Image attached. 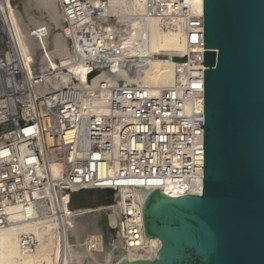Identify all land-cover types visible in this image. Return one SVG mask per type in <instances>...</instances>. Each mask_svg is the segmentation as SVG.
Returning <instances> with one entry per match:
<instances>
[{"label": "built area", "instance_id": "built-area-1", "mask_svg": "<svg viewBox=\"0 0 264 264\" xmlns=\"http://www.w3.org/2000/svg\"><path fill=\"white\" fill-rule=\"evenodd\" d=\"M142 3L138 19L119 22L110 0H58L69 59L45 70L34 61L33 71L0 8V232L15 208L44 212L68 190L69 207L79 193L112 191L114 203L100 205L109 208L122 189L203 187L204 8L193 0ZM148 18L180 27L190 48L173 84L157 91L122 61L130 25ZM113 64L117 77L127 69L139 84H95ZM117 219L125 251L146 254L142 201H123Z\"/></svg>", "mask_w": 264, "mask_h": 264}, {"label": "water", "instance_id": "water-1", "mask_svg": "<svg viewBox=\"0 0 264 264\" xmlns=\"http://www.w3.org/2000/svg\"><path fill=\"white\" fill-rule=\"evenodd\" d=\"M203 8L202 193L136 188L145 238L161 247L153 259L117 264H264V0Z\"/></svg>", "mask_w": 264, "mask_h": 264}, {"label": "bare ground", "instance_id": "bare-ground-1", "mask_svg": "<svg viewBox=\"0 0 264 264\" xmlns=\"http://www.w3.org/2000/svg\"><path fill=\"white\" fill-rule=\"evenodd\" d=\"M142 1L110 0V12L119 22L138 19L137 17L143 14ZM37 2L42 8L48 9L53 14L55 23L60 26L58 0H37ZM193 4L202 9L203 0H193ZM0 8L17 40L19 49L24 52L27 48L21 39L20 30L15 24L14 12L11 10L9 0L0 1ZM130 26L132 33L121 43L124 48L122 61L128 63L131 70L142 73L139 83L143 87L151 91L170 87L175 79L176 68L182 64L172 61V58H185L190 53L182 30L180 27L158 18H148L143 23L134 21ZM37 27L42 30L44 25L37 23ZM57 45L64 46V51L59 55L61 60L69 59L70 51L66 41L59 38ZM45 61L47 63L42 65L43 70L53 66L50 65L52 64L51 58L50 60L45 59ZM23 62L30 71H33L32 67L28 66L24 55ZM116 68L117 65L113 64L112 68L103 73L101 78L94 83L108 82L110 85L116 86L139 84L135 80L132 81L127 69L120 77H117L114 74ZM200 109L203 110V104L200 105ZM202 190V185L196 187L194 184H190L188 192L172 184H167L161 189L170 197H180L187 193L200 195ZM67 194L71 195V190H68ZM128 198L141 200V195L134 190L122 189L116 195L114 206L109 208L99 206L95 210L85 208L72 212L65 197L59 204L49 205V209H45L44 212L26 211L21 207L15 208L10 220L11 225L0 232V264H82L85 258L94 264H117L124 258L137 261L155 257L154 254L161 247V242L158 239H146V254L124 249V244L117 232V218L123 201ZM88 219H95V222L87 224ZM93 226L97 227L96 236H90L83 249L77 248L73 244L70 234H74L73 236L78 238ZM76 243L78 244L79 241ZM91 245H94V250L92 247L89 249ZM105 248V261L100 263L98 254L105 251ZM117 250L122 253L119 259L116 258Z\"/></svg>", "mask_w": 264, "mask_h": 264}, {"label": "rangeland", "instance_id": "rangeland-1", "mask_svg": "<svg viewBox=\"0 0 264 264\" xmlns=\"http://www.w3.org/2000/svg\"><path fill=\"white\" fill-rule=\"evenodd\" d=\"M9 4L11 5L12 12H14L15 24L17 28L20 30L21 39L24 43V46L27 48L22 53L24 55L26 62L28 63V66L32 67V63L36 61V65L38 69L40 68V65L47 63V61L44 62L45 59L50 60V58L52 61V64L50 65L54 66L56 59L61 60L59 56L60 52L64 51V46L57 45V41L59 40V38H63L60 32V29H62L63 18H62L61 10L59 9L58 6V2H57V9H58V18L61 23L60 26H58L55 23L53 14L48 9L42 8L38 4L37 0H9ZM37 23L43 24L44 28L42 30L40 28L38 29ZM67 48L69 49L68 44H67ZM35 52L37 53L36 60L34 58ZM68 196H70V194L65 195V198L67 199L69 206ZM82 199L88 205H90V207L87 209H94V210L97 209L100 205L108 204V202L111 201V197L108 194L100 193V192L87 193V196H84ZM71 211L75 212L77 210L74 211L71 209ZM93 222H95V219H88L87 224ZM97 232H98L97 227L93 226L90 229H88L86 232L82 233L80 237L77 238L76 236H73L74 234H70L71 235L70 238L73 244L77 246V248L83 249L84 246H86V241L89 239V237L96 236ZM78 241L79 243L77 244L76 242ZM105 252H106V248L105 251L98 254V260L100 263L105 261L104 259ZM121 254H122L121 251L117 250L116 258L119 259L121 257ZM82 264H94V263L92 261H89L88 258H85Z\"/></svg>", "mask_w": 264, "mask_h": 264}, {"label": "trees", "instance_id": "trees-1", "mask_svg": "<svg viewBox=\"0 0 264 264\" xmlns=\"http://www.w3.org/2000/svg\"><path fill=\"white\" fill-rule=\"evenodd\" d=\"M87 193H90V192H82V193H79V194L75 195L73 200H72V202H71L70 208L72 210L89 208L90 205H88L82 199L84 196H87Z\"/></svg>", "mask_w": 264, "mask_h": 264}]
</instances>
